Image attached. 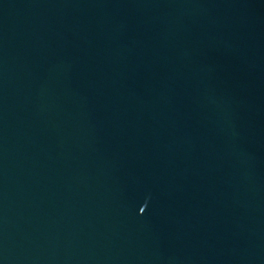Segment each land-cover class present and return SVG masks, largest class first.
<instances>
[{"label":"water","instance_id":"95a60500","mask_svg":"<svg viewBox=\"0 0 264 264\" xmlns=\"http://www.w3.org/2000/svg\"><path fill=\"white\" fill-rule=\"evenodd\" d=\"M0 264H264V0H0Z\"/></svg>","mask_w":264,"mask_h":264}]
</instances>
